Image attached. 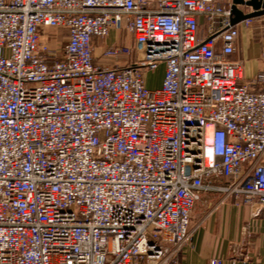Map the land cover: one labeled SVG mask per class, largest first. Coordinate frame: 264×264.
Returning a JSON list of instances; mask_svg holds the SVG:
<instances>
[{"label":"built area","instance_id":"2783aa9c","mask_svg":"<svg viewBox=\"0 0 264 264\" xmlns=\"http://www.w3.org/2000/svg\"><path fill=\"white\" fill-rule=\"evenodd\" d=\"M232 3L0 0V264H182L209 192L264 219V71L230 59ZM113 30L132 45L99 65Z\"/></svg>","mask_w":264,"mask_h":264},{"label":"crops","instance_id":"0c3cea01","mask_svg":"<svg viewBox=\"0 0 264 264\" xmlns=\"http://www.w3.org/2000/svg\"><path fill=\"white\" fill-rule=\"evenodd\" d=\"M240 9L251 12L248 7ZM199 22L200 36L205 38L206 21L199 18ZM238 28L236 51L230 59L243 63L244 81L250 82L264 71V16L254 18L250 25L242 23ZM56 34L66 41L67 30H58ZM123 37L129 38L125 32L113 30L106 40H95L96 63L114 66V61L100 59V51L110 46L107 44H125ZM126 45H132V41L129 39ZM126 59L127 56H122L116 64L123 66ZM161 83L162 79L155 86L147 81V87L157 89ZM192 228L193 245L185 250L182 264H209L212 258H222L224 264H232V261L235 264H264V219L256 217L249 207L237 204L234 197H226L221 192L202 194L196 203Z\"/></svg>","mask_w":264,"mask_h":264},{"label":"water","instance_id":"95a60500","mask_svg":"<svg viewBox=\"0 0 264 264\" xmlns=\"http://www.w3.org/2000/svg\"><path fill=\"white\" fill-rule=\"evenodd\" d=\"M240 7H248L251 12H245ZM232 25H237L243 21L264 16V0H233L230 8Z\"/></svg>","mask_w":264,"mask_h":264},{"label":"rangeland","instance_id":"374dc122","mask_svg":"<svg viewBox=\"0 0 264 264\" xmlns=\"http://www.w3.org/2000/svg\"><path fill=\"white\" fill-rule=\"evenodd\" d=\"M123 40H124V43L127 44V42L129 41V38L123 37ZM108 43H111V42H108ZM107 45H111V44H107ZM100 59H102V51H100ZM129 60L130 58L127 57L124 64H127ZM163 74H164V65H160L157 70L146 74V81H148L150 85L155 86L157 82H160V80L163 77Z\"/></svg>","mask_w":264,"mask_h":264}]
</instances>
